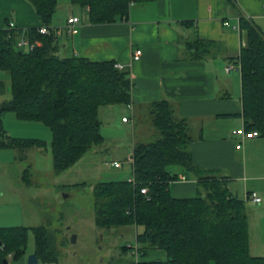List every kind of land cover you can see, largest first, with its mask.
Wrapping results in <instances>:
<instances>
[{
  "label": "trees",
  "instance_id": "16d2710c",
  "mask_svg": "<svg viewBox=\"0 0 264 264\" xmlns=\"http://www.w3.org/2000/svg\"><path fill=\"white\" fill-rule=\"evenodd\" d=\"M44 26L52 28L58 0H25ZM154 0H71L88 11L93 25L128 20L133 4ZM237 9L236 0H228ZM239 28L246 44L234 63L241 65L242 118L246 132L259 131L264 138V32L253 20L240 16ZM26 38L36 47L26 52L18 42ZM212 43L187 42L191 59L202 60ZM57 39L28 31L0 29V72L7 74L11 99L0 103V150L45 149L39 139L12 138L3 119L12 113L21 121L39 122L52 132L55 172L64 173L90 150L104 142L99 110L104 106L130 105L133 82L129 70L115 61L93 62L82 57H61ZM0 80V96L7 93ZM151 121L159 138L136 143L133 180L99 182L93 186L94 223L100 229L136 227L139 264H264L250 253L249 218L245 200L235 197L224 180L205 176L193 164L188 123L174 114L169 101L152 104ZM171 167L197 174L202 190L193 198H176L170 184L178 179ZM31 172L23 173L27 184ZM148 187V195L142 189ZM35 238L34 254L40 264H58L60 251L46 225L0 228V264H18L27 254L29 235ZM123 253L129 252L128 245ZM152 250L164 251L165 260H147Z\"/></svg>",
  "mask_w": 264,
  "mask_h": 264
},
{
  "label": "crops",
  "instance_id": "0c3cea01",
  "mask_svg": "<svg viewBox=\"0 0 264 264\" xmlns=\"http://www.w3.org/2000/svg\"><path fill=\"white\" fill-rule=\"evenodd\" d=\"M236 7L232 8L228 0H154L133 4L128 20L102 25L90 24L87 10L80 15L69 7L63 10L64 21H54L51 26L63 30L56 38L61 57L115 61L130 71L132 109L112 105L99 110L104 142L92 149L99 163L119 170L128 163L132 176L126 180H133V165L128 159L136 143H149L145 129L152 123V104L169 101L175 116L188 123L192 137L189 148L199 173L224 180L232 195L245 200L248 209L258 215L253 228L249 220L250 253L263 257L264 138L243 141L233 134L244 128L241 72L227 73L226 67L237 61L246 44V34L239 28L240 16L253 20L264 32V0H236ZM73 17L79 18L80 23L77 32L69 35L65 28ZM11 23L12 29L24 32L44 25L29 2L0 0V29ZM197 39L212 43L210 55L202 60L191 59L186 48L187 42ZM136 51L142 52L137 61L133 59ZM125 117L127 122L123 121ZM153 134L157 135L155 130ZM89 152L66 172L77 167ZM115 162L121 167L116 168ZM171 171L178 174V179L170 184L174 197L193 198L202 190L197 174L181 168ZM181 176L186 179L180 180ZM5 178L7 182L11 180L9 176ZM29 179L27 184L23 174L14 176V182H23L26 187L34 183ZM20 188L0 184L1 207L12 206L10 215L20 213L24 227H38L27 210L28 198ZM252 192L261 198L260 204L246 200ZM255 206L260 210H254ZM25 258L18 264H27ZM154 259L165 260V252L150 251L147 260Z\"/></svg>",
  "mask_w": 264,
  "mask_h": 264
},
{
  "label": "rangeland",
  "instance_id": "374dc122",
  "mask_svg": "<svg viewBox=\"0 0 264 264\" xmlns=\"http://www.w3.org/2000/svg\"><path fill=\"white\" fill-rule=\"evenodd\" d=\"M69 7H72L76 13L82 14V9L73 5L71 0H58L59 12L54 16L53 25L54 21L56 23L64 21L63 10ZM7 77L6 73L0 72V80L7 83L8 89L5 96H0V103L11 99ZM3 122L10 137L39 139L47 144L45 149L36 148L24 152L15 149L0 150V184L4 187H21L20 192H24L28 198L27 210L33 217L34 225H46L55 236L60 251L58 264L130 262L132 258L125 255L121 248L134 245L136 231L140 232L142 228L124 227L112 230L98 228L94 223L93 186L99 182L126 180L128 176H132L131 165L125 163L124 169H115L110 165L99 163L94 151L90 150L77 167L66 173H57L53 167L51 148L53 137L48 127L38 122L21 121L12 113L6 114ZM151 124L149 122L145 129L149 143L159 138V131ZM154 130L156 136L153 134ZM174 168L179 167L170 169ZM26 169L30 170L33 177H29L34 181L31 187H26L23 182H14V176L17 174L21 177ZM6 176L11 177V180L7 182ZM1 205L0 200V226H23V216L20 213L10 215L11 210H14L11 209L13 207L3 208ZM248 208L249 205H247V214L253 228L258 221V215L255 216L256 213ZM254 210L258 211L260 207L255 206ZM34 250L35 238L33 233H30L25 260L34 253Z\"/></svg>",
  "mask_w": 264,
  "mask_h": 264
},
{
  "label": "built area",
  "instance_id": "2783aa9c",
  "mask_svg": "<svg viewBox=\"0 0 264 264\" xmlns=\"http://www.w3.org/2000/svg\"><path fill=\"white\" fill-rule=\"evenodd\" d=\"M80 23V19L77 17H73V18H69L67 21V26H66V33H68L69 35L75 34L77 32V28H78V24ZM9 28H14V24L11 23L9 25ZM39 33L42 35H52L55 38H57L58 36H61L63 33L62 29H55V28H49L47 26H42L39 28ZM37 43H31L28 39L26 38H22L19 42H18V47L23 49L26 52H29L31 50H33L36 47ZM142 52L141 51H136L134 52L133 55V59L135 61L139 60L141 58ZM116 67L118 69L123 70L124 66L121 64H117ZM226 71L227 73H231L233 71L235 72H241V65L239 63H230L227 67H226ZM128 107L130 109H132V105H128ZM129 119L127 117H125L123 119L124 122H127ZM234 135L238 136L241 140H251V139H255L260 137V133L257 130L251 131V132H246L245 128H243L242 130L239 131H234L233 132ZM128 162L130 164H134V157L133 154L129 157ZM113 165L118 168L121 167L120 163H113ZM186 178L185 176H181L180 180L184 181ZM132 181V180H130ZM149 193V188L145 187L142 189V194L144 195H148ZM246 200L248 201H252L256 204H260L262 202L261 198L254 192L248 194L246 196ZM129 249V255L132 258V260L130 262H128L127 264H139L141 258H140V252H139V245L137 243H135L134 245H128ZM12 264V263H9Z\"/></svg>",
  "mask_w": 264,
  "mask_h": 264
},
{
  "label": "water",
  "instance_id": "95a60500",
  "mask_svg": "<svg viewBox=\"0 0 264 264\" xmlns=\"http://www.w3.org/2000/svg\"><path fill=\"white\" fill-rule=\"evenodd\" d=\"M73 241H75V238H73ZM0 246H1V242H0ZM5 264H7V262H5ZM27 264H40V261L35 254H31L27 259ZM44 264H52V263H44Z\"/></svg>",
  "mask_w": 264,
  "mask_h": 264
}]
</instances>
